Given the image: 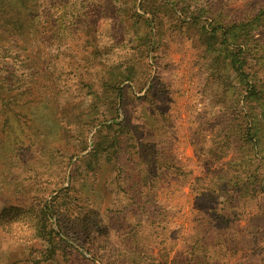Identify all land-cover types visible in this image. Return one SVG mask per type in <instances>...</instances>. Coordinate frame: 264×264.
<instances>
[{
	"label": "rangeland",
	"instance_id": "1",
	"mask_svg": "<svg viewBox=\"0 0 264 264\" xmlns=\"http://www.w3.org/2000/svg\"><path fill=\"white\" fill-rule=\"evenodd\" d=\"M0 264H264V0H0Z\"/></svg>",
	"mask_w": 264,
	"mask_h": 264
}]
</instances>
